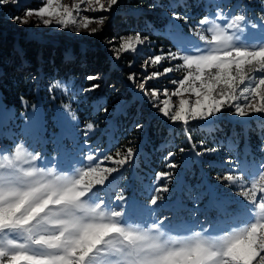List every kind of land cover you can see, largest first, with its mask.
I'll return each instance as SVG.
<instances>
[{
  "label": "snow or ice",
  "instance_id": "snow-or-ice-1",
  "mask_svg": "<svg viewBox=\"0 0 264 264\" xmlns=\"http://www.w3.org/2000/svg\"><path fill=\"white\" fill-rule=\"evenodd\" d=\"M118 3L119 0H76L68 5L61 0H41L42 6L33 9L25 0H0V8L12 5L21 12L11 17L19 25H29L35 15L44 26L56 25L76 34L83 29L95 35L104 31L108 15L77 17L84 11L111 13ZM171 7L174 10L163 12L160 22L165 28L163 34L176 50L148 56L145 71L148 64L180 63L152 71L139 83L135 72L127 79L157 113L185 127L189 147L178 151L186 154L187 165L190 157L204 162L202 157L218 152L217 147H206L203 140L192 142L187 132L190 122L211 124L226 110L241 119L253 114L264 117V15L254 21L246 9L226 11L227 5L217 4L215 11L202 15L197 25L186 32L189 14L175 10L178 5ZM150 42V37L141 31L105 39L116 61L122 54L135 56ZM134 63L129 61L128 67ZM173 71L183 72L180 79L172 81L173 91L146 87L149 81ZM85 79L89 84L80 88L81 93L100 89V75H87ZM43 86L50 91H72L55 77ZM172 97H177L178 103ZM21 105L28 107L23 97ZM104 105V98L99 97L97 111L108 114ZM32 107L33 111L21 113L23 124L18 125L20 132L13 135L12 147L0 149V264H264V163L229 159L213 164L233 167L216 176L215 183L205 176L194 189L189 186L191 206L177 202L175 207L187 213V220L177 224L174 218L155 213L164 205L165 194L170 193L169 185L175 178L171 170L180 165L171 162L166 165L168 171L156 172V183L145 186L143 202L137 199L131 182L124 191L117 188L114 191L119 194L109 196L105 189L134 161L137 150L127 146L116 148L112 155L104 153V161L118 157L114 167H101L97 162L99 153L95 157L91 152L82 156L85 144L81 142V132L86 142L94 133V124L88 122L81 130L79 118L67 103L55 114L59 132L53 134L51 142L60 156L57 164L54 157L45 159L46 153L36 151L46 118L42 108ZM14 119V112H0V127ZM133 128L140 131L144 125L135 122ZM20 136L24 139L20 140ZM259 151L264 153V143ZM174 155L169 152L164 159L170 161ZM74 161L83 166L74 167ZM180 183L178 179L174 190ZM232 188L237 189L235 194ZM128 189L130 195L125 194ZM69 190L78 195L61 199ZM45 201L48 203L44 210L33 214Z\"/></svg>",
  "mask_w": 264,
  "mask_h": 264
},
{
  "label": "rangeland",
  "instance_id": "rangeland-1",
  "mask_svg": "<svg viewBox=\"0 0 264 264\" xmlns=\"http://www.w3.org/2000/svg\"><path fill=\"white\" fill-rule=\"evenodd\" d=\"M61 2L64 4L72 5L76 2V0H61ZM125 2V0H119L118 5L114 6L111 13L93 14L84 11L80 14V16L77 17V19L79 20L82 15H108V22L105 25L104 31L95 35H88L87 31L83 29L79 34H76L70 29L62 30L59 26L56 25L44 26L42 21L35 15L30 18L31 22L29 25H19L18 23L14 22L11 17L14 15H22V13L17 11L16 8H14L12 5L0 8V30L14 36L22 35L37 42L61 43L62 41L67 40L69 42L71 41L78 44L81 49L89 48L93 50L94 48H99L107 54V57L109 59H113L111 57V53L108 50V46L105 44V39H111L115 36L113 35L115 32L113 31V29L115 28L114 26L121 24L119 21L121 15H128V13L136 14L138 10H142L141 8L131 9L126 5ZM25 3L27 6H30L33 9L42 6L41 0H25ZM217 4L227 5L226 11L242 12L246 9L247 14L254 21L260 15H264V12L261 11V7L262 5H264V0H155L154 6L149 10L152 9V11L159 13L161 16L163 12L171 13L174 10L173 7H171L172 5H178L179 7H177L175 10L186 12L190 16L189 24L184 28V30L187 32L197 25L202 15L208 14L211 11H215V6ZM82 7L86 8V5H82ZM33 25H38V27H35ZM91 26L94 27L96 25L92 24ZM153 30L155 32L164 33L165 28L162 25H159V27L155 26ZM148 36L150 37V35ZM151 44L156 43H153L151 40L150 44L142 46V51L138 52L135 56L130 53L122 54V58H124L125 61L128 60V58L129 61H135L131 68H127V72L136 73L138 78L137 83H139L145 75L152 71H163V68L165 67H175L177 63H180V61H164L156 66L148 64L146 66L147 71H145V59L153 54H162L161 50L159 52L158 49L154 48V46H151ZM175 50L176 49L174 47V51ZM13 52L15 51L13 50ZM163 52L167 51L163 50ZM113 60L116 63V60ZM86 66L92 65L86 64ZM117 72L120 73V75H123V71L121 69ZM67 73L68 74H64L63 69L60 72V77L57 78L56 75L53 74H48L47 77L45 75H42L43 77L41 78L40 76L35 77L40 79L41 83L37 84L36 80H33L35 82H33V88H35L34 93L36 94V99L33 103H30L27 100V108H19L15 105H6L3 100L2 94L0 93V112H3L4 110H10L15 113L14 120H10L6 127H0V149L12 147L13 135L20 132V128L18 127V125L23 124V121L20 119L21 113L33 111L32 106L35 105L43 109L46 118L44 131L40 133L36 151H40L42 155L46 153L44 157L45 159H47L48 156L54 157V162L59 164V153L55 150V145L51 142L53 139V134L59 132V128L55 123V114L58 107L63 104L70 103L71 111L74 112L75 115L79 118L81 130L88 122H92L94 124V133L89 135L86 142L84 141L83 134L81 132V142L85 144L84 151L81 153L82 156H86L91 152V154L95 157L97 153H99L100 155L97 162L101 164V167H114V160L118 159V157L114 156L113 161H104V153L112 155L115 152L116 148L119 147L123 149L127 146H133L137 150V155L134 161L121 170V175L113 181L112 186H110L108 189H105V192H107L109 196L119 194L117 191H114V189L118 188L120 191H124V186L131 182L136 189L137 199L143 202L147 195V193L145 192V186L154 185L156 183L154 180L155 173L158 171H168L169 169L166 167V165L171 162L180 165L179 168L171 170L173 171L175 178L169 185L170 193L165 194L166 198L164 201V205L161 206L155 213V215L158 217L174 218L177 224H180L187 220V213H185L182 209L175 210V207L177 202L187 204L189 207L191 206L188 193L189 186L194 189L196 185L203 182L205 176H207L208 179L215 183L216 176L221 175L222 171L233 167V165H229L227 163L223 165V168L219 166L213 167V164H220L222 161L226 162L229 159H231L233 162L246 161L249 163H264V153L252 150L249 146H246L247 133L250 130H254L252 128L259 129L264 126V117L260 116L259 114H253L249 118L241 119L232 116L231 111L226 110L218 119L215 120L214 123L197 124L195 122H190L187 130L189 128H196L199 131L207 130L208 132H211L212 129L218 130L223 126L229 127L230 132L235 139L232 140L229 136L226 139L225 144L227 148L233 146L232 151L235 152L234 157L231 158L227 156V154L229 153L227 149L221 151L218 148V152L216 154L206 155L202 157L201 159L204 162H200L195 157H190L188 159L187 165H185L184 161L186 158V154L180 153L178 149L180 147L188 148V143H179L175 147L177 141L171 143L170 141L172 138H168L165 143H160V145L158 146L159 148L156 149L157 156H155L154 152H152L154 148L148 149L143 146V144H145V140L147 139L150 123L157 122V118L160 119L159 122L162 121L165 125H167L166 128L169 130L177 127L179 131L185 132V127L182 126L179 122L173 123L167 118L163 117L161 114L157 113L146 99L138 95L137 89L134 87L132 82L126 79V76H124V78L122 79L123 83L119 82L114 85V83L106 82V75L104 74V72H102L101 70L95 71L93 74H97L102 77L101 80L97 81L98 83H100L101 87L95 92L85 94L81 93L79 90L81 87H87L89 84V82L85 79L87 75L92 74L91 71H89V68L81 70L78 74L74 73L73 71ZM182 75V71H173L166 74L165 76L160 77L159 79L149 81L146 87L159 88L161 90H163L164 88H168L171 92L174 90L172 81L180 79ZM53 77H55L56 79H60L66 85V87L72 90L71 93L64 92L58 89L50 91L48 88L44 87L43 85L50 82ZM128 90H131L132 94L134 95L133 98L137 99L141 104L138 107L142 106V111L137 113L136 119H133V115L130 118L131 110H126L127 106L131 102L130 98L125 95ZM30 91L32 92L33 90ZM99 97L104 98V106L107 107L108 114L104 113L102 110L97 111L96 104ZM172 99L174 103H178L177 97H172ZM135 122L143 124L144 128L140 131L135 130L133 128V124ZM156 134L158 136L157 138H163L165 136L160 132ZM154 136L156 135L154 134ZM178 137H180V135ZM242 138L246 139V144L241 147V152L239 151L238 146L241 144L239 142H241ZM19 139L23 140L24 137L20 136ZM40 141H43V143H41ZM130 141H132L131 145H129ZM185 141L187 140L184 138L183 142ZM164 145L165 149L161 150ZM171 148H174L172 153H174L175 155L171 158L170 161L165 160L164 157L167 156ZM153 155L155 156V161L153 160ZM73 166L82 167L83 164H80L79 161H74ZM181 173H183L182 177L180 175ZM133 176H135V180H133ZM178 179L181 181L179 189L174 190L177 187ZM161 183H163V181H161ZM225 186L227 187V185ZM231 191L235 194L237 189L232 188ZM125 194L130 195L131 189H128ZM197 215L199 216L200 214L197 213ZM200 219L206 220V217L200 216ZM41 227L43 228L44 226ZM43 234L50 233L45 232Z\"/></svg>",
  "mask_w": 264,
  "mask_h": 264
},
{
  "label": "trees",
  "instance_id": "trees-1",
  "mask_svg": "<svg viewBox=\"0 0 264 264\" xmlns=\"http://www.w3.org/2000/svg\"><path fill=\"white\" fill-rule=\"evenodd\" d=\"M126 5L129 8H141L136 14L121 15L120 23L114 26L113 29L115 36H122L129 34L130 32L141 31L143 35H150V40L153 43L151 46L160 50L174 51V46L170 39L161 32H155L153 28L159 27L160 14L155 11L149 10L154 6L155 0H125ZM130 16V17H128ZM13 50L15 52H13ZM128 60H124L121 57L119 61L114 62L113 59H109L107 54L99 48L81 49L80 46L74 42L62 41L61 43H43L29 39L25 36L18 35L14 36L0 30V93L3 96V100L6 105H15L22 107L21 97L28 100L30 103L35 101L36 94L34 93L35 77H46L48 74L56 75L60 77V72L64 69V74L73 71L79 73L81 70L88 69L93 74L95 71L101 70L106 75L107 83H123V78L126 79L130 73L127 72ZM90 64L92 66H86ZM123 71V75L118 73V70ZM34 80V81H33ZM35 83V82H34ZM36 87V85H35ZM40 88V87H39ZM30 90H33L32 92ZM125 95L130 98L131 102L127 106L126 110H131L130 118L133 115V119H136L137 113L141 112L142 106L139 101L133 98L131 90H128ZM150 123L148 130L147 139L143 146L148 149H153L154 155L157 156V148L160 143H165L167 139H171V143L177 141L175 147L179 143L187 144V141L183 142L184 138L187 140L185 132H181L176 128L169 130L166 128L162 121ZM154 127V128H153ZM247 133V144L246 139L242 138L239 147L244 144L249 146L252 150L259 151L261 143L264 139V126L261 128H252ZM172 131V132H170ZM179 131V132H178ZM160 132L165 135L163 138H157V134ZM188 134L192 137V142L199 143L203 140L206 147H217L221 151L227 149L229 153L228 157L233 158L234 152L232 151L233 146L227 148L225 142L230 136L234 140V136L230 132L229 127H221L218 130L212 129L211 132L207 130H198L189 128ZM154 134L156 136H154ZM180 135V137H178ZM242 135V134H241ZM156 137V138H155ZM156 139V140H155ZM159 139V140H158ZM125 143V142H124ZM143 147V148H144ZM165 149V145L161 150ZM241 149V150H240ZM174 148H171L169 152H172ZM237 152V151H236ZM242 152V151H241ZM153 155V156H154ZM224 155V154H222ZM155 156L153 160L155 161Z\"/></svg>",
  "mask_w": 264,
  "mask_h": 264
},
{
  "label": "clouds",
  "instance_id": "clouds-1",
  "mask_svg": "<svg viewBox=\"0 0 264 264\" xmlns=\"http://www.w3.org/2000/svg\"><path fill=\"white\" fill-rule=\"evenodd\" d=\"M78 195L77 193H74L72 192L71 190H69L68 192L64 193V195L61 197V199H70V198H75V196ZM48 203V201H45L44 204H41L39 207H37L35 210H34V213L35 212H41L44 210L45 208V205ZM47 215V214H46ZM53 219H58L56 217H53Z\"/></svg>",
  "mask_w": 264,
  "mask_h": 264
}]
</instances>
